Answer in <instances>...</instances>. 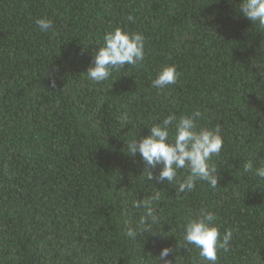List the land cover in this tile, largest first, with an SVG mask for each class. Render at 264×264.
Here are the masks:
<instances>
[{"label": "trees", "instance_id": "16d2710c", "mask_svg": "<svg viewBox=\"0 0 264 264\" xmlns=\"http://www.w3.org/2000/svg\"><path fill=\"white\" fill-rule=\"evenodd\" d=\"M238 3L0 0V264H161L166 246L172 264H208L183 241L201 208L221 236L233 231L217 264H264V179L255 175L264 165V29ZM38 18L53 28L40 31ZM117 27L144 34V61L90 81L93 50ZM166 64L178 80L157 89ZM196 110L200 127L221 129L218 186L198 181L178 193L147 180L128 142ZM156 192L153 232L164 236L128 237L141 214L132 202Z\"/></svg>", "mask_w": 264, "mask_h": 264}, {"label": "clouds", "instance_id": "9594fccd", "mask_svg": "<svg viewBox=\"0 0 264 264\" xmlns=\"http://www.w3.org/2000/svg\"><path fill=\"white\" fill-rule=\"evenodd\" d=\"M237 12L252 25L264 29V0H239ZM133 17L129 16L128 20ZM42 32L53 28V21L48 18H38L35 21ZM103 45L93 50V60L88 66L87 78L96 83L108 80L113 71L124 66H136L145 58V36L141 32H129L120 27L107 32L103 37ZM179 73L173 64L162 65L152 86L165 89L177 82ZM55 86V80L52 81ZM202 113L196 110L191 114L179 117L175 113L167 115L160 123L149 127V134L137 136L128 142L127 153L133 157L139 154L147 170L146 179L161 183L167 181L177 188L178 193L190 192L195 189L198 181L207 182L211 188H216L220 177L212 158L221 153L223 137L221 129L200 127L198 124ZM159 168L158 174L153 169ZM253 164L246 162L245 171H251ZM181 170H187V175L180 178ZM255 175L264 179V165L255 168ZM156 192L148 199L134 200L133 208L141 210L135 224L128 226L126 235L135 239L140 234H160L153 232V225L159 222V217L153 207V201L159 200ZM216 215L205 208L186 219L183 241L187 245H195L199 256L208 264H217L218 250L227 251L233 239V231L227 230L221 236L220 227L215 223ZM164 236V235H163ZM171 247H164L159 258L161 264H172L167 259Z\"/></svg>", "mask_w": 264, "mask_h": 264}]
</instances>
